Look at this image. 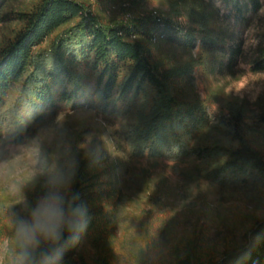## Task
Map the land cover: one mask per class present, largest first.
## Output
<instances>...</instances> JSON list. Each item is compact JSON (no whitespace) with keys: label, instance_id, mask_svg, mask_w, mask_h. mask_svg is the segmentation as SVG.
<instances>
[{"label":"rangeland","instance_id":"obj_1","mask_svg":"<svg viewBox=\"0 0 264 264\" xmlns=\"http://www.w3.org/2000/svg\"><path fill=\"white\" fill-rule=\"evenodd\" d=\"M76 1L106 22H137L149 29L133 40L147 45L165 73L181 75L193 68L191 79L177 78L172 89L186 99L204 101L208 108L211 127L196 142L236 146L232 136L241 133L264 154V122L258 118L264 115V73L250 68L264 48V0L242 24L227 17L224 0ZM34 2L0 0V45L19 26L15 13L31 9ZM192 7L227 46L241 43L237 63L230 64L221 52L152 39L151 28L160 20L185 32L198 30L201 25L189 14ZM237 111L242 122L231 136L227 131L232 125L224 119ZM24 123L15 138L0 127V247L6 243L9 252L18 250V219L31 221L37 205L49 199L72 209L76 190L84 197L79 204L86 209L88 226L65 253L64 264L211 262L242 246L245 235L264 217V180L225 185L206 179L213 159L137 161L123 133L127 122L98 108L58 111Z\"/></svg>","mask_w":264,"mask_h":264},{"label":"trees","instance_id":"obj_2","mask_svg":"<svg viewBox=\"0 0 264 264\" xmlns=\"http://www.w3.org/2000/svg\"><path fill=\"white\" fill-rule=\"evenodd\" d=\"M34 1L31 9L15 13L14 21L19 26L0 45L3 133L15 138L22 134L20 124L24 126V121L32 124L45 114L98 108L127 122L123 133L130 155L137 161L213 159L215 164L206 171V179L225 185L264 180V154L251 146L243 134L231 135V130H237L242 122L241 111L229 119L222 118L231 119L227 123L232 129L227 133L236 137V146L196 142L211 127L208 108L204 101L186 99L172 89L177 78L191 79L193 68L184 69L181 75L162 71L147 45L133 40L149 29L137 22H106L94 15L90 6L76 0ZM224 1L229 9L227 17L238 24L262 6L261 0ZM199 12L195 7L189 9L201 25L198 30L185 32L183 27L163 20L151 30L171 44L221 52L230 64L237 63L242 55L241 43L227 46L209 32ZM250 68L264 73V48L259 49ZM262 114L258 118L264 122ZM79 177L82 174L77 175L76 187L81 183ZM82 198L76 190L72 209L81 207ZM201 264H264V217L245 235L242 246Z\"/></svg>","mask_w":264,"mask_h":264},{"label":"clouds","instance_id":"obj_3","mask_svg":"<svg viewBox=\"0 0 264 264\" xmlns=\"http://www.w3.org/2000/svg\"><path fill=\"white\" fill-rule=\"evenodd\" d=\"M86 209L65 210L54 199L39 203L31 221L18 219L15 242L18 250L0 247V264H64L65 253L79 243L88 221ZM43 245V246H42Z\"/></svg>","mask_w":264,"mask_h":264},{"label":"bare ground","instance_id":"obj_4","mask_svg":"<svg viewBox=\"0 0 264 264\" xmlns=\"http://www.w3.org/2000/svg\"><path fill=\"white\" fill-rule=\"evenodd\" d=\"M158 38L162 39V37L159 36V35H154V34L152 35V39H153V40L156 41V40H158Z\"/></svg>","mask_w":264,"mask_h":264}]
</instances>
